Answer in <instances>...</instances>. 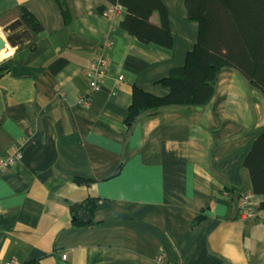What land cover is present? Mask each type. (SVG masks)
Wrapping results in <instances>:
<instances>
[{
    "label": "crops",
    "instance_id": "1",
    "mask_svg": "<svg viewBox=\"0 0 264 264\" xmlns=\"http://www.w3.org/2000/svg\"><path fill=\"white\" fill-rule=\"evenodd\" d=\"M163 1L170 48L128 34L124 10L116 16L105 0H64L66 23L56 0H0V29L21 6L42 26L0 60V160L21 152L0 170V264H264V197L243 166L264 130V95L224 67L205 105H168L127 124L133 86L165 95L158 80L197 37L184 0ZM102 51L101 88L81 105ZM59 58L66 64L52 72ZM244 192L253 216L239 210ZM87 198L91 224L74 225L70 207Z\"/></svg>",
    "mask_w": 264,
    "mask_h": 264
},
{
    "label": "trees",
    "instance_id": "2",
    "mask_svg": "<svg viewBox=\"0 0 264 264\" xmlns=\"http://www.w3.org/2000/svg\"><path fill=\"white\" fill-rule=\"evenodd\" d=\"M56 1L66 23L69 20L67 6L64 0ZM105 1L124 10L120 27L138 41L172 47L169 8L163 0ZM184 6L187 18L197 23L196 40L187 51L184 63L171 68L167 76L158 80L168 90L165 95L155 96L133 86L126 117L129 125L141 114L156 112L164 106L205 105L213 96L217 75L224 67L239 72L250 86L264 95V0H184ZM18 10L19 18L13 22L15 27L11 34L41 30V23L29 10L23 6ZM104 10V6L98 8L99 12ZM153 12L159 15L158 24L150 20ZM65 64L66 60L56 59L50 70L56 72ZM243 166L248 172L252 193L264 197V130L254 138ZM75 182L87 183L89 180L75 178ZM94 207L93 198L72 205L73 224L90 225L91 221L83 220L81 214L91 215ZM259 208L264 211V201ZM203 218V212L199 213L192 225Z\"/></svg>",
    "mask_w": 264,
    "mask_h": 264
},
{
    "label": "built area",
    "instance_id": "3",
    "mask_svg": "<svg viewBox=\"0 0 264 264\" xmlns=\"http://www.w3.org/2000/svg\"><path fill=\"white\" fill-rule=\"evenodd\" d=\"M121 7L114 5L112 7L111 13H114L116 16L120 12ZM103 15H106V10L102 12ZM4 51H7L4 49ZM109 66V55L106 52H101L100 55L95 58L90 66L88 71L89 77V90L88 93L79 98V103L81 105H87L91 95L97 92L101 88V76L104 74L105 70ZM121 79V77L119 78ZM21 156V152L18 148H15L12 156L8 160H0V170H4L7 166L13 164ZM224 195H227V191H224ZM254 201L250 193L244 192L240 195L238 206L243 216H253L255 215V210L253 209ZM264 220V213L262 214Z\"/></svg>",
    "mask_w": 264,
    "mask_h": 264
},
{
    "label": "water",
    "instance_id": "4",
    "mask_svg": "<svg viewBox=\"0 0 264 264\" xmlns=\"http://www.w3.org/2000/svg\"><path fill=\"white\" fill-rule=\"evenodd\" d=\"M14 23H11L5 27H3V32L6 33L5 37L4 38H0V50H7L6 48V44H5V38H6V41H7V45L11 46V47H14L17 45L18 41H20L22 37H27L26 32L25 31H20L19 33L17 34H11V30L14 29ZM198 109H201L200 107H198ZM81 218L82 219H86V220H89L90 219V216L88 214H81Z\"/></svg>",
    "mask_w": 264,
    "mask_h": 264
},
{
    "label": "clouds",
    "instance_id": "5",
    "mask_svg": "<svg viewBox=\"0 0 264 264\" xmlns=\"http://www.w3.org/2000/svg\"><path fill=\"white\" fill-rule=\"evenodd\" d=\"M0 38H4V33H3L2 29H0ZM5 44H6L7 51L0 50V60L5 59L6 57H10L15 52L14 48H12L11 46L7 45L6 38H5Z\"/></svg>",
    "mask_w": 264,
    "mask_h": 264
}]
</instances>
